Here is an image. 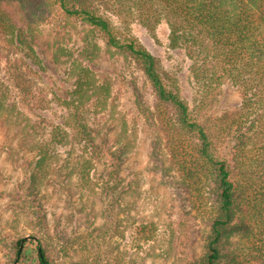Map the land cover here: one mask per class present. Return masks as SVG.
<instances>
[{"label":"rangeland","instance_id":"374dc122","mask_svg":"<svg viewBox=\"0 0 264 264\" xmlns=\"http://www.w3.org/2000/svg\"><path fill=\"white\" fill-rule=\"evenodd\" d=\"M9 3L1 7L24 31L43 70L31 60L32 53L26 55V45L17 47L0 28V264H16L15 243L29 236L41 239L58 264H187L197 258L208 225L194 218L190 196L184 202L175 189L178 174L163 140L157 148L153 145L158 137L155 126L136 102L143 101L145 108L153 102L141 71L132 60L108 51L105 38L81 20L55 8L38 16L17 2ZM101 12L117 34H132L157 58L161 72L194 109L201 94L190 72L191 61L182 48L170 46L167 24L161 21L150 32L111 7ZM21 58L36 74L20 63ZM17 66L30 77L44 108L33 109L22 101L12 80ZM81 67L94 71L97 85L85 92V118L99 138L105 133L115 148H126L120 172L123 188L114 194L102 189L100 162L92 171V190L73 174L79 149L71 140L65 146H49L50 159L44 167L37 164L41 154L35 144L47 140L63 121L55 96H72L68 93ZM217 98L216 113L239 102L231 88L222 89ZM182 209L192 217L185 226ZM236 241L231 238L230 245Z\"/></svg>","mask_w":264,"mask_h":264},{"label":"trees","instance_id":"16d2710c","mask_svg":"<svg viewBox=\"0 0 264 264\" xmlns=\"http://www.w3.org/2000/svg\"><path fill=\"white\" fill-rule=\"evenodd\" d=\"M4 2H17L38 16L55 8L81 20L105 38L108 51L132 60L141 71L153 102L149 108L136 102L146 121L155 126L158 137L153 145L157 148L163 140L178 174L175 189L184 202L190 196L194 218L208 225L202 252L187 264H264V0H0V28L17 47L26 45V55L32 53L31 60L43 70L24 31L1 7ZM102 7H111L150 32L161 21L167 24L170 46L182 48L191 61L190 72L201 94L194 109L137 38L114 31ZM20 63L36 74L22 58ZM76 72L74 89L68 93L72 96H55L64 111L63 121L47 140L35 144L41 154L37 164L44 167L50 159L49 146H65L71 140L79 149L73 174L92 190V171L100 162L102 189L114 194L123 188L120 172L126 148H115L107 134L99 138V131L89 125L85 92L97 87L95 73L87 67ZM12 80L23 102L33 109L44 108L21 66L13 68ZM225 88L233 89L239 102L216 113L218 94ZM180 219L188 225L190 212L182 209ZM233 237L235 246L230 243ZM13 256L16 264H58L43 241L33 236L19 238Z\"/></svg>","mask_w":264,"mask_h":264}]
</instances>
